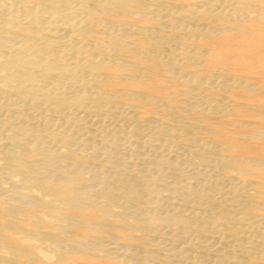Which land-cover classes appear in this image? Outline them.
I'll use <instances>...</instances> for the list:
<instances>
[{
    "label": "bare ground",
    "instance_id": "bare-ground-1",
    "mask_svg": "<svg viewBox=\"0 0 264 264\" xmlns=\"http://www.w3.org/2000/svg\"><path fill=\"white\" fill-rule=\"evenodd\" d=\"M261 41L264 0H0V264H264L259 148L183 115L256 91L243 59Z\"/></svg>",
    "mask_w": 264,
    "mask_h": 264
},
{
    "label": "rangeland",
    "instance_id": "rangeland-1",
    "mask_svg": "<svg viewBox=\"0 0 264 264\" xmlns=\"http://www.w3.org/2000/svg\"><path fill=\"white\" fill-rule=\"evenodd\" d=\"M57 32H60V31L58 30ZM66 33H67V35L65 36V38L72 37L70 33H68V32H66ZM226 33H228V32H226ZM230 33H232V31H230ZM257 43H258L257 46H256L257 48H260V47H262L264 45V42H262V41L261 42H257ZM226 47H227V45L226 46H222L220 48H226ZM165 48L166 47H162L161 48V52H164ZM237 52H240V50L237 51ZM126 54H129L131 56V53H125L124 56H122V58L124 60H132L131 59L132 56L130 57L129 55H126ZM243 60H245V62H247V64L249 65V67L245 71V77L250 79L256 85V91L257 92L255 90H254V92H253V90L248 92V90L245 91L243 89H237V88H232L229 91L228 90L226 91V90L223 89L224 90L223 91L222 88H218L215 92L213 91V93L217 97H219V96L223 97V98L219 97L221 99V102L224 100L223 102L225 104L222 102V104H224L223 106H225V107L228 106L227 108L231 112L229 111L225 115H224V113H220V114L217 113V114H207V115H201L200 116L199 114H196L194 111H192V110L189 111L188 110L183 115H186L188 117L198 118L201 122H203V124H207L208 126L215 127L217 129H219V133L221 135L220 138H222V140L225 141L224 142L225 144H228V145L238 144V145L247 146V147L257 146L259 148L260 152H256L255 155L258 156V157L264 158V137H261L259 135H255V136H257L256 137L257 140H256V139L248 138V136H246V134H248V133L258 134V133H261L264 130V115H262V114H264V91H263L264 90V77H263L264 76V55L262 53L258 52V53L254 54V55H250L249 58H247V59L245 58ZM149 64H152L150 60H149ZM202 69H203L202 67H198L195 70L202 71ZM228 74L231 75L233 73L229 72ZM239 74H241V73H239ZM155 75L156 76L153 78V80H152L153 83L152 84H153L156 92L161 91L162 94H164V95H172L173 99L179 97L178 93H180L179 89L181 88L180 83L170 82L169 80H167L165 78V76L160 71L159 72L157 71ZM135 80H136L135 83H138L140 79L137 78ZM155 85H157V86H155ZM261 85H263V86H261ZM140 86H142V85H140ZM258 90L259 91L261 90V91L259 92ZM173 94H176L177 96L176 95L174 96ZM256 94H258V95H256ZM124 100H125V98H121V99H117L116 102L124 101ZM122 104L123 103L121 102V106H122ZM173 104H175V105H173ZM125 105H123L122 107H123V109L125 111L127 110L128 113H132V112L138 113L139 112L138 113L139 119L144 120V119L148 118V119H150L152 121V123H158V122H160V121H162L164 119V117H162L163 109L162 108L158 109V107H160V106H157L156 108H152V109H151L150 106L149 107L148 106H144V107L136 108L137 110H133V111L131 110L130 111V109L127 107V105L126 106ZM170 105H173V106L176 107L177 103L172 101V102H170ZM247 105H250V106H247ZM146 108H148L149 110L146 109ZM150 110H152V111H150ZM156 110H157V113H156ZM154 111H155V113H154ZM172 111L174 112L175 110L172 109ZM192 112H194L195 114L192 113ZM260 113H262V114H260ZM163 116H165V115H163ZM87 117H88V119H87ZM86 119L89 121L91 126H93L94 124L96 125V123L99 124V122H100L101 125L106 126V127H108L109 125H110V127L111 126H118L117 124H120V122L118 120L117 121H114V120L113 121H103V120L100 119V117L98 115L97 116L96 115H87ZM113 123H114V125H113ZM240 123L241 124L244 123L245 125L247 123L248 124L246 125L247 126L246 127L244 124L241 125ZM216 124H218V125H216ZM236 124H238V125H236ZM249 124H250V126H248ZM243 125H244V127H243ZM260 128H262V129H260ZM247 131H248V133H247ZM233 133L236 134V135H238V134L239 135L238 136H236V135L234 136ZM240 133H241V137H239ZM242 133L246 137H244ZM231 134H233V135H231ZM139 137H143V136L141 135ZM229 138H231V139H229ZM88 142L89 143H96L95 139L90 140ZM120 142H119V144H120ZM158 143H160V142H158ZM161 144H160L161 146H163V147L165 146L164 142H162ZM56 145H57V143H56ZM56 145H54V146H56ZM232 153L238 155V153L236 151L232 150ZM118 155L127 158L128 155H130V152H129L128 149H121V152ZM1 161L2 160H0V162ZM137 166L141 167V164L138 163ZM229 176L232 177V179H237L236 178L237 177L236 173H233L232 175L229 174V175H227V177L225 175L224 178H223V181H224L223 185H224L225 188L228 186L227 183H228L229 178H230ZM233 177H235V178H233ZM246 178L253 179V176H251V175L250 176H246ZM254 187L261 192L260 195L264 199V192H263L264 191V181L260 182L258 184H254ZM143 241H145L144 244L142 245L141 248H139V249H141L140 250L141 254L143 253L142 250L145 249L144 250V253H145V251L147 249L149 250V249L153 248L151 242H149L146 239H143ZM188 252H190L192 255L194 254L193 256L195 258L205 257V260L208 262V264L211 263V261H210L211 259H210V257L208 258L207 253H206L205 250L196 249V250H193V251L189 250ZM42 255L44 257H47L45 259H47L48 261H51V260L54 259V257H53L51 252L47 251V254H46V251H42ZM159 257H160V259L163 258V256H159ZM74 259L78 260L79 257L78 256H74ZM121 264H133V263H132V261L126 260V261H124V263L121 262ZM135 264H137V263H135ZM154 264H162V263L158 262L157 260H155Z\"/></svg>",
    "mask_w": 264,
    "mask_h": 264
}]
</instances>
